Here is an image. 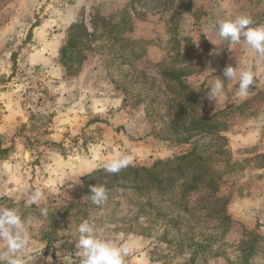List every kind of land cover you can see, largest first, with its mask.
<instances>
[{"label": "rangeland", "instance_id": "rangeland-1", "mask_svg": "<svg viewBox=\"0 0 264 264\" xmlns=\"http://www.w3.org/2000/svg\"><path fill=\"white\" fill-rule=\"evenodd\" d=\"M131 1L0 0V207L33 218L30 264H81L77 227L85 219L101 239L128 248L125 264L242 263L240 244L255 234L247 264H264V60L217 35L220 21L239 16L264 25V0H186L189 11L175 13L176 0ZM96 11L113 24L125 19L123 39L98 28L71 49L70 27L83 22L89 34ZM176 21L194 44L201 33L209 42L182 63L197 71L183 79L191 93L164 74L178 61ZM227 66L254 70L247 97L238 95V79L224 77ZM217 77L225 95L215 103L207 96ZM190 100L200 102L199 116L217 112L219 138L174 141L171 125ZM195 143L220 173L229 223L185 211L200 191L182 199L179 187L160 195L117 185L101 206L85 193L101 180L83 178L117 152L132 157L128 167H149ZM37 189L44 199L28 206Z\"/></svg>", "mask_w": 264, "mask_h": 264}, {"label": "trees", "instance_id": "trees-1", "mask_svg": "<svg viewBox=\"0 0 264 264\" xmlns=\"http://www.w3.org/2000/svg\"><path fill=\"white\" fill-rule=\"evenodd\" d=\"M131 2H137V0H132ZM175 3L177 4H173L175 8L173 9L174 13L175 10L176 12L179 10L189 11V5L188 3L186 5V0H176ZM177 24L178 21H176L173 27H170L171 31L175 29V33L171 35L172 41L170 43L172 47L175 48L178 61L173 67L170 66V68H167L164 74L173 80V82L175 81L184 90L191 93L194 92V89L186 86L183 79L193 75L194 72L197 71H189V66L186 67V64L182 63L187 61L185 58L190 57V51L194 48L196 50V46L203 50H209V42L201 33L198 35L197 43L195 42L194 44L190 36L184 35L179 31V26ZM124 25L125 19L121 18L119 23L113 24L110 17H105L101 15L99 11H96V13L90 14L89 34L87 33V25L83 22L75 23L70 27V36L68 39L69 46L71 49H74L77 42H80L83 37L95 36L98 28H106L108 30L107 33L113 36L112 41L123 39L124 36L122 34L124 30L129 29L125 28ZM65 50L66 47L61 51L62 57L66 56ZM200 94L201 92L195 96H199ZM199 103L197 100H190L189 103L187 102V110H185L186 104L183 106L181 105L178 109V114L171 125V128L175 130V135L173 136L175 142L186 144L189 143L190 139L196 136H203L204 134H208L214 138L220 137L221 129L218 128L217 122L214 120L217 112L204 113L199 116L197 114L200 108L198 107ZM204 109L206 108H202V112ZM179 131H182L186 136L180 135ZM199 148L197 143H195L189 152L165 160H157L149 167H126L121 169L118 173H108L105 170H98L93 175L84 177L83 180H90L97 176L101 182L95 185L105 187L107 192L119 185L123 188L140 191L141 194L150 193L153 190L160 195H167L173 194L175 188L179 187L181 189L180 196L184 199L188 194L200 191L201 198L193 203L192 207H190L189 204H183L185 211L191 214L203 212L205 217L214 216L224 224L229 223L231 219L226 213V201L219 195L221 182L220 173L212 168V165L209 163V158H203L199 152ZM88 182L91 184L93 181ZM85 193L88 195L91 192L90 190H86ZM260 239L259 234H255L251 237L250 241H244L240 244L241 251L243 252L241 257L242 263L237 264L248 263L249 258L256 253L255 247ZM199 247L203 248L205 246L197 245V248ZM190 264H194V262Z\"/></svg>", "mask_w": 264, "mask_h": 264}, {"label": "clouds", "instance_id": "clouds-1", "mask_svg": "<svg viewBox=\"0 0 264 264\" xmlns=\"http://www.w3.org/2000/svg\"><path fill=\"white\" fill-rule=\"evenodd\" d=\"M251 25L253 20L248 16L226 19L218 23L217 35L233 45L243 41L259 59L264 60V25L256 27ZM223 75L227 80L238 79L240 97L249 95V87L254 83L255 77L252 68L241 71L239 67L227 66L223 69ZM223 95L224 82L217 77L207 97L210 102L217 103V98ZM131 163V156L117 152L103 164V168L108 173H118ZM84 175L86 174L81 173L77 179ZM75 184L78 183L73 182L69 188ZM90 198L93 204L101 206L106 203L108 192L105 187L95 185L91 187ZM43 199V192L37 189L26 204L28 206L39 204ZM41 214L46 217L48 210L41 208ZM32 223L33 218L24 217L19 209L0 207V264H30L33 259L30 254L33 243L30 231ZM77 233L76 247L80 250L81 264H125L124 258L128 254V248L101 239L95 224L85 219L78 225Z\"/></svg>", "mask_w": 264, "mask_h": 264}, {"label": "crops", "instance_id": "crops-1", "mask_svg": "<svg viewBox=\"0 0 264 264\" xmlns=\"http://www.w3.org/2000/svg\"><path fill=\"white\" fill-rule=\"evenodd\" d=\"M252 212H254V211L251 209V210H250V213H252ZM228 213H229V211H228ZM258 232H259L260 234H261V233L263 234V232H264V226L260 225V226H259V229H258ZM262 234H261V235H262Z\"/></svg>", "mask_w": 264, "mask_h": 264}]
</instances>
